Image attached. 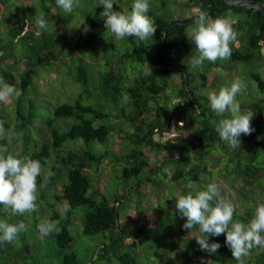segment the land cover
I'll return each instance as SVG.
<instances>
[{
    "label": "trees",
    "instance_id": "trees-1",
    "mask_svg": "<svg viewBox=\"0 0 264 264\" xmlns=\"http://www.w3.org/2000/svg\"><path fill=\"white\" fill-rule=\"evenodd\" d=\"M10 1L0 0V24ZM250 1L264 3V0ZM121 3L122 0H114L113 9L124 12ZM184 5L192 12L194 9L205 11L212 18L231 14L235 21L233 27L238 32L237 42H234L238 47L234 43L230 45L232 55L229 62L255 63L258 68H264V12L227 7L220 0H185ZM41 12L47 15L50 9L44 5ZM152 14L148 12L149 16ZM31 15L35 21V15L39 14L32 12ZM194 18V13L185 18H156L154 36L143 42L134 37L125 38L124 44H130L131 48H125L117 58L112 54L107 55V70L104 72L100 65L97 66L96 59L101 48L82 34L86 27L90 28L92 38L106 30L103 21L94 20L91 14L82 20L75 45L70 42V36L60 30H51L49 26L47 31L41 30L36 22H29L25 16L17 19L15 24L8 20L5 22V28L0 29V44L10 38L13 42L20 40L25 52L13 60L2 53L0 47V77L19 90L11 101L12 119L0 109V121H4L6 130H13L10 140L13 138L14 142L19 139L21 142L18 158L28 156L40 160L43 167L48 166L38 177V185L43 182L47 170L55 173L48 178L39 199L51 196L50 200L61 204L62 211L65 203L71 208L66 213L63 211V215L55 212L49 216L48 220L57 222V230L49 236L42 238L36 226L35 234L40 239L34 236L33 241H27L23 231L15 243L0 245V264H21L17 263L18 260L26 263L32 260L30 249L38 248L43 243L54 251L50 258L46 257L58 260V264H140L143 257H147L145 264H201L202 260H212L215 264H237L224 244V235L209 237L210 243L221 245L216 254L200 249L195 239L204 234L198 228L186 230L182 227L185 218L177 213L175 198L172 207L167 210L166 230L160 229L152 221L151 225L157 233L155 237L149 236L145 227L140 232L147 240H154V252L142 250L141 253V238L132 232L136 230L130 228L133 224L122 225L120 221L119 207L127 193L133 190L150 197L149 193L153 192H146L151 189L147 186L154 184V178L159 174L165 178L163 188L168 177L181 192L179 194L187 195L191 192L187 187L189 182L200 184V190H203L215 177V168L222 167L217 178L230 186L241 182L237 189L238 197L234 200L239 205L233 204V219L244 223L252 218L254 206L264 202V159L258 161L264 155V105L261 101L244 102L246 98L237 97L242 111L251 109L255 113L251 121L254 132L247 136L241 134L240 149H232L219 139L215 126L223 117L216 116L210 109L206 94L202 91L219 89L218 82H222L219 75H214L216 84L213 81L207 84L209 71L213 67L229 70L223 81L225 85L237 79L234 74L228 77L236 68L229 69V62L225 60L223 63H208L205 69L196 73L188 66L189 70L186 69L183 59L195 48L185 32L186 26ZM110 44V49H116L115 42L111 41ZM86 56L95 58L89 61L85 59ZM6 60L11 63L3 64ZM67 60L70 66L65 65ZM94 61L95 64L92 63ZM63 65L67 69L60 67ZM51 66L64 69L66 77L73 82L71 91L75 93L71 98H76L72 103L58 105L53 118L41 124L43 121L37 117L34 103L26 94L29 86L35 82L38 69ZM146 66L149 68L147 74L144 73ZM19 69L20 72L15 75V70ZM172 74L175 83L168 81L172 79ZM248 76L255 82L256 89L264 93L262 75L255 70ZM92 95L97 97L99 108L85 104L91 102ZM111 118L119 123L112 122ZM56 120H61L58 122L60 128L54 125ZM172 128L177 133L175 143L163 140L164 133ZM34 130L40 133L35 134ZM113 137L118 138L121 153H115L110 147ZM8 143L5 136L0 138V146L7 147ZM96 146L102 149L98 150ZM150 157L156 159L154 164ZM104 163L111 164L110 169L115 168V175L120 172L125 180L136 179L128 192L107 197L93 187L89 176L97 174ZM230 166H233L231 171ZM169 171L170 176L167 175ZM143 188L146 193H141ZM221 194L229 199L222 190ZM97 195H100V199ZM47 205L54 206L52 203ZM78 208L84 210L81 221L83 235H100L102 239L95 252H86L81 256L75 251L66 253L74 240L70 227L72 215ZM8 210L0 205V220L7 219ZM11 216L7 221L14 224L13 214ZM29 216L26 213L25 217ZM32 224H37V221L33 220ZM135 240L139 242L137 247H134ZM24 242L26 244L23 245ZM171 251L176 252L175 261L163 260L165 255L169 258ZM249 255L243 258L244 264H264V249L259 252L251 249Z\"/></svg>",
    "mask_w": 264,
    "mask_h": 264
},
{
    "label": "clouds",
    "instance_id": "clouds-1",
    "mask_svg": "<svg viewBox=\"0 0 264 264\" xmlns=\"http://www.w3.org/2000/svg\"><path fill=\"white\" fill-rule=\"evenodd\" d=\"M113 5L114 0H98L96 7L102 6L99 18L116 40L134 37L143 42L154 36L156 25L148 15L150 0H132L131 10L124 12L114 10ZM55 6L70 14L74 7L79 6V0H55ZM193 13L195 18L186 26L185 32L196 53L188 57L190 65L197 68L205 61L215 63L218 59H230V45L237 42L238 37L231 14L212 18L200 9H194ZM35 20L37 27L44 31L48 30L49 23L54 25L43 13L36 16ZM244 87L241 80L235 79L218 90H205L210 109L216 116L223 117L216 123L215 131L219 139L232 149H240L241 134L247 136L254 132L251 121L255 113L251 109L242 111L237 100V95L242 93ZM16 94L17 89L0 77V103L10 102ZM5 134L4 121H0V138ZM44 163L47 164V161ZM42 168L40 160L28 156L18 158V155L8 152L6 147L0 146V205L10 209L13 215L37 211L38 177L42 174ZM53 175L55 173L47 170L39 188L44 189L48 178ZM70 208L65 203L63 211L66 213ZM175 209L180 217L185 218L182 225L184 229L198 228L204 234L195 240L200 249L209 254H216L221 247L217 242L210 243L209 237L221 235H224V244L237 264H244L243 258L254 247H264V202L254 206L252 218L247 223L234 220L235 206L221 194L218 184L210 183L203 190L178 195ZM26 229L27 225L23 221L11 224L7 220H0V245L12 243ZM37 230L42 238L47 237L57 230V222L44 220L37 225ZM201 264L215 262L202 260Z\"/></svg>",
    "mask_w": 264,
    "mask_h": 264
},
{
    "label": "rangeland",
    "instance_id": "rangeland-1",
    "mask_svg": "<svg viewBox=\"0 0 264 264\" xmlns=\"http://www.w3.org/2000/svg\"><path fill=\"white\" fill-rule=\"evenodd\" d=\"M130 2L129 4H127ZM185 0H150V8L149 12L153 13L150 17L155 20L158 17H165V18H185L189 17L193 12L188 8L185 7L184 5ZM98 2L96 0H79V6L74 7V10L72 13H65L63 9L58 8L55 6V0H12L10 3H8L7 6V11L5 12L3 21L0 24V29L5 28L7 20L13 24H15V21L22 16H25L29 22H36L32 18V12L35 14H41L42 7L45 5L50 9L49 14L46 16L49 18L50 22H54V25L49 23V28L51 30H60L61 32L65 33L69 37L70 42L72 45H75L79 39V34L77 32L78 28L80 27V24L82 20L84 19L85 16L88 14H91L93 19L96 21H103L102 19L99 18V13L103 10L102 6L96 7ZM132 0H122V3L120 4L121 8L123 11H130L129 8L131 7ZM1 5H0V14H1ZM37 15H35L36 17ZM36 27V26H35ZM57 30V31H58ZM59 31V32H60ZM83 37L85 39H90L91 42H95L96 44L99 45L101 48V52H99L98 57L96 58L98 61V65H100L102 72L106 71V57L107 55L112 54L113 57H118L122 51L125 50L128 46L131 48L130 44H124L123 40H116L113 35L106 29L104 32H101L98 36L95 38H92V33L89 27H86L82 31ZM115 42L116 49L112 50L110 49V42ZM105 46H102L104 45ZM235 47H238L237 44L234 43ZM0 47L2 48L3 51L2 53H5L8 56H11V58L18 59L19 56L25 52V48L21 46V41L16 40L13 42V39L10 38L8 39L7 42L1 43ZM24 50V51H22ZM1 54V53H0ZM192 54L195 53V49L189 52L187 55H185L183 62L186 64V69H194L193 71L198 72L203 69H205V66H207L208 61H205L202 66H199L197 68H193L190 63H189V58ZM74 55H72L73 57ZM70 58V57H69ZM74 58V57H73ZM95 56H86L85 59L92 61L94 60ZM95 59V60H96ZM222 61V63L225 60H217ZM226 61H230L227 59ZM10 60H6L3 62V64H10ZM95 64V61L92 62ZM237 63V64H236ZM70 66V62L67 60L65 62V65ZM65 65L60 66L61 68H65ZM76 65V64H75ZM230 68L229 69H234L236 70L232 71L228 77H231L236 75V78L241 80L242 83L244 84V88L242 90L241 94H238V98H246L244 102H250V101H261L262 104L264 105V93L258 91L255 87V82L252 81L249 78V73L250 72H255V70L262 75L264 78V68L262 67H257V64L253 63H239L235 62V64H231L229 62ZM21 67V65H19ZM89 66V65H88ZM96 66V68H97ZM189 68H188V67ZM23 67V66H22ZM128 67H130V63H128ZM57 68L54 69V67H47L45 69H38L39 73L38 75L34 78L35 82L33 81L32 84L29 86L30 90H27V98L31 101H33L35 110L37 113V117L40 118L43 123L41 124H46L45 122L48 119L53 118V112L55 108L63 103H72L74 99L71 98V96L74 95L75 92H72V86L73 82L70 79V77H66V74L64 72V69ZM149 71L148 66L144 67V73L147 74ZM227 71L229 72L228 69L223 70L218 67H213L211 69L210 74L208 75V80L207 84L210 85L212 81L214 80V75H219V80L222 82H218V86L221 87L224 84L225 74H227ZM20 72L19 70H15V75H18ZM208 72V73H209ZM222 75V77H220ZM172 79L168 80L169 83H175L174 79V74L171 75ZM217 81V80H216ZM216 81H213L214 84H216ZM228 83V82H226ZM230 83V82H229ZM34 88L36 90H34ZM75 90H77V87H75ZM168 93H171L170 89H167ZM19 90H17L18 94ZM202 93H205V90L202 91ZM16 94V95H17ZM15 95V96H16ZM86 99V96L85 98ZM243 99V100H244ZM12 101V100H11ZM11 101L10 102H3L0 103V109H2L5 112V115L10 117L12 119V112H13V106H11ZM85 102V101H84ZM85 104H91L95 108H99L100 104L97 101V97L95 95L91 96V102L87 101ZM63 120V119H61ZM61 120H56L54 122V125L58 126V122ZM111 121L116 123L114 118H111ZM107 124L109 123L108 121L106 122ZM117 122L116 124H118ZM37 127V126H36ZM172 130V129H171ZM167 132L168 134L171 132ZM12 129L6 130V140L9 142L8 146L6 147L8 149V152L14 154V155H19L21 152V142L20 140H16L13 142V138L10 140L12 136ZM175 133V136H177V133L173 130ZM35 134L40 133L39 130H34ZM167 133H165L163 136H166ZM22 140V139H21ZM112 142L110 144V147L115 153H121L122 152V147L119 143L118 138L113 137ZM171 140L175 143L176 138H171ZM93 147L95 146V143L92 145ZM4 147V146H3ZM101 146H96L98 150H101ZM151 163L154 164L156 159L154 157H150ZM264 159V155H261L258 161H261ZM111 164L109 163H104L97 174L94 176H89V179L91 183L93 184V187L99 189L102 191L104 195L107 197H110V195L113 197L115 194H118L122 191L128 192L131 188V186L134 185L136 182L135 178H131L128 180H125L120 172L115 175V168H111ZM222 167H217L214 170V173L216 174L213 179L210 180V183H216L220 186V190H222L225 194L229 196V200L235 204L239 205L237 203H234V200L238 197V191L237 189L240 187L241 182L238 181V183H235L234 186H230L228 182L222 181L221 179L217 178V173L221 170ZM48 169V166L43 167L42 170ZM233 169V166H230L229 170L231 171ZM168 176L171 175V172L169 171ZM163 175L159 174L154 178L155 183L154 184H148L151 187L150 190H147L146 192L152 191L153 193L151 194L150 197L149 195H141L139 193H135V191L131 190L129 193H127L126 198L122 201L119 210H120V221L122 225H127L130 224L132 225L130 228L136 229L135 235L137 238H141L139 240L140 245H141V250L140 252L142 253L143 251H148L149 253L154 252V249L152 246L155 244L154 240H147L145 236L140 233L143 231V228H147V233H149V236L155 237L157 233L155 232V229H153V226L151 225L152 221H155V223L159 226L160 229L166 230L168 228V225L166 224V215H167V210L172 207V204L174 203V198L176 199L178 195H181L179 189L176 188V186L173 185L168 179L166 178V184L165 188L162 187V182L165 180V178H162ZM187 187L191 190L192 193L199 191L201 188V185L195 182H189L187 184ZM51 189V188H50ZM42 189L39 188L38 185V193H37V198L39 202L37 203V211L33 213H29V218H26L25 214L23 215H13L15 219V223H18L20 221H25L28 224L27 229L24 231L27 236V241H33L31 239L37 237L36 239H40L37 234H35L36 226L40 224L44 220H48L49 216L52 215L53 213H59L63 215L62 207L61 204L57 205L55 201L50 200L49 197L51 196H45L43 199H39V197L42 195L41 194ZM144 191V188L141 190V193H146ZM97 197L100 199V195H97ZM111 200V199H110ZM49 203H52L54 206L53 208L50 207ZM242 206V205H241ZM169 211V210H168ZM84 210L82 208H78L76 211H74L72 215V226L70 227L71 234L73 236V242L69 246V248L66 250V253L75 251L79 256L84 255L86 252L92 253L97 250L98 243L102 241L100 235H93V236H87L83 235L82 233V217H83ZM142 213L143 215L139 214ZM8 220L11 215V210L9 209L7 211ZM2 215V214H1ZM33 220L37 221V224H32ZM140 221V222H136ZM24 222V223H25ZM136 222V223H135ZM140 228V229H139ZM155 228V227H154ZM162 233V232H161ZM53 235V234H52ZM16 239L14 240L15 243ZM153 241V242H151ZM26 242V241H25ZM23 243L26 244V243ZM139 242L135 240L134 247H137L139 245ZM151 246V247H150ZM22 248V245H20ZM24 248V246H23ZM264 247H254L253 250L254 252L257 251H262ZM23 250V249H22ZM143 250V251H142ZM30 256L32 257V260L25 262H22V260H18L17 263L21 264H58V260L55 259H49L50 254L54 253L52 249H49L46 243H43L40 245V247H35L34 249H30ZM46 256H49L47 258ZM176 252L171 251L169 258L168 256H164L165 261L171 260L172 262L175 261L176 259ZM248 256H250L248 254ZM141 257H143L141 255ZM166 257V258H165ZM140 261V264H145L147 262L146 258L143 257ZM23 259V257L21 258Z\"/></svg>",
    "mask_w": 264,
    "mask_h": 264
},
{
    "label": "water",
    "instance_id": "water-1",
    "mask_svg": "<svg viewBox=\"0 0 264 264\" xmlns=\"http://www.w3.org/2000/svg\"><path fill=\"white\" fill-rule=\"evenodd\" d=\"M223 5L236 8H247V9H255L259 12H264V3L263 2H252L250 0H220Z\"/></svg>",
    "mask_w": 264,
    "mask_h": 264
},
{
    "label": "built area",
    "instance_id": "built-area-1",
    "mask_svg": "<svg viewBox=\"0 0 264 264\" xmlns=\"http://www.w3.org/2000/svg\"><path fill=\"white\" fill-rule=\"evenodd\" d=\"M171 138H175V133L173 132V128L169 134L167 133V135L163 137V140L164 141L171 140Z\"/></svg>",
    "mask_w": 264,
    "mask_h": 264
}]
</instances>
